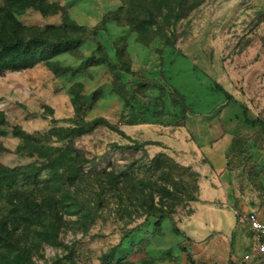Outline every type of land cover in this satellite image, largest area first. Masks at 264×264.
I'll list each match as a JSON object with an SVG mask.
<instances>
[{
  "label": "rangeland",
  "instance_id": "374dc122",
  "mask_svg": "<svg viewBox=\"0 0 264 264\" xmlns=\"http://www.w3.org/2000/svg\"><path fill=\"white\" fill-rule=\"evenodd\" d=\"M33 39L58 45L0 56V264H249L264 0H0V54Z\"/></svg>",
  "mask_w": 264,
  "mask_h": 264
},
{
  "label": "crops",
  "instance_id": "0c3cea01",
  "mask_svg": "<svg viewBox=\"0 0 264 264\" xmlns=\"http://www.w3.org/2000/svg\"><path fill=\"white\" fill-rule=\"evenodd\" d=\"M226 147H206L202 149V152L206 154V157L211 160V162L218 166L217 168H221V161H222V153H224ZM216 178V177H214ZM217 179V178H216ZM221 198L220 193L213 189L211 186V183L208 181H203L200 187V193L198 196V201L206 203V209L207 212L212 214L213 216L217 217L220 215L225 216L224 221H217L213 222L211 226L207 229V231L211 232H228L230 235L233 234L235 225H236V218L235 216L237 215V211L233 209L230 205L224 206L222 210L214 205V203ZM224 199V198H223ZM253 211V210H252ZM250 210L243 211L241 210L240 214L243 215L245 214L244 218L246 219L247 222V215L252 212ZM256 212H258L260 215L264 214V211L257 210L255 209ZM242 221V220H241ZM244 222V221H242ZM248 223V222H247ZM253 233V232H252ZM241 237V235H239ZM254 247V246H253Z\"/></svg>",
  "mask_w": 264,
  "mask_h": 264
},
{
  "label": "trees",
  "instance_id": "16d2710c",
  "mask_svg": "<svg viewBox=\"0 0 264 264\" xmlns=\"http://www.w3.org/2000/svg\"><path fill=\"white\" fill-rule=\"evenodd\" d=\"M2 43V52L0 54L1 58L2 59H5L9 56V51H15V52H19L21 50H29L30 48L32 47H38V48H45V49H54L57 47L58 44H53L51 42H48L46 40H42V39H33L30 41V43H24L23 41L21 40H18L17 42L13 43V44H6L4 42H1ZM37 60H34L32 59L31 61H28V59H26V57L22 56L21 58V61H17L16 63H14L15 69H25L31 65H33ZM124 72L126 73H129L130 72V69L128 67H124L122 69ZM226 98H229L228 95L224 92H222ZM246 123L249 124V125H252V126H259L260 128H263L262 124L258 121H248L246 119ZM37 222L40 223L41 221V217L39 215H37ZM0 236H1V239L3 240V245L4 247H8L10 245V242L8 241V237H3L1 231H0ZM187 258L188 260H190V255L188 254L187 255Z\"/></svg>",
  "mask_w": 264,
  "mask_h": 264
},
{
  "label": "built area",
  "instance_id": "2783aa9c",
  "mask_svg": "<svg viewBox=\"0 0 264 264\" xmlns=\"http://www.w3.org/2000/svg\"><path fill=\"white\" fill-rule=\"evenodd\" d=\"M247 222L253 232V251L243 259L249 264H264V214L252 211L247 215Z\"/></svg>",
  "mask_w": 264,
  "mask_h": 264
}]
</instances>
